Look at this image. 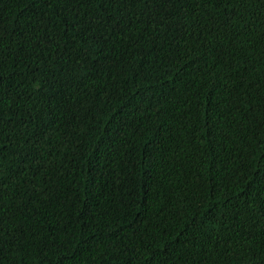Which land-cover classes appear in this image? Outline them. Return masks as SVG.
<instances>
[{"label":"trees","instance_id":"obj_1","mask_svg":"<svg viewBox=\"0 0 264 264\" xmlns=\"http://www.w3.org/2000/svg\"><path fill=\"white\" fill-rule=\"evenodd\" d=\"M0 76V264H264V0H0Z\"/></svg>","mask_w":264,"mask_h":264},{"label":"snow or ice","instance_id":"obj_2","mask_svg":"<svg viewBox=\"0 0 264 264\" xmlns=\"http://www.w3.org/2000/svg\"><path fill=\"white\" fill-rule=\"evenodd\" d=\"M41 2L45 5H52V4H56L58 2H61V0H41ZM63 3H70V0H62ZM77 2H80V0H77ZM84 2H89V0H84ZM116 2H121V0H116ZM143 0H137V3H142ZM201 2H203V0H201ZM149 23H151V21H149ZM90 31V29H88L87 27H85V39H87V32ZM0 79H2V76H0Z\"/></svg>","mask_w":264,"mask_h":264}]
</instances>
